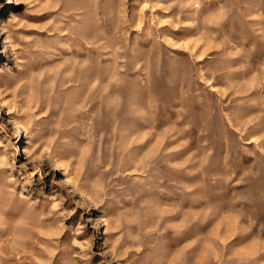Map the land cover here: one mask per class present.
Here are the masks:
<instances>
[{"label": "rangeland", "instance_id": "374dc122", "mask_svg": "<svg viewBox=\"0 0 264 264\" xmlns=\"http://www.w3.org/2000/svg\"><path fill=\"white\" fill-rule=\"evenodd\" d=\"M0 264H264V0H0Z\"/></svg>", "mask_w": 264, "mask_h": 264}]
</instances>
